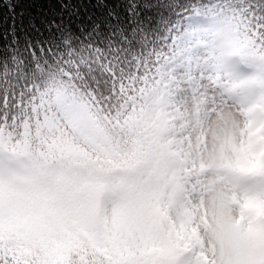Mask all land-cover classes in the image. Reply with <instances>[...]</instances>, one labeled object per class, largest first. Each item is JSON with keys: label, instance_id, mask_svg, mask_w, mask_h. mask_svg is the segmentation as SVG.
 Returning a JSON list of instances; mask_svg holds the SVG:
<instances>
[{"label": "snow or ice", "instance_id": "obj_1", "mask_svg": "<svg viewBox=\"0 0 264 264\" xmlns=\"http://www.w3.org/2000/svg\"><path fill=\"white\" fill-rule=\"evenodd\" d=\"M18 2L0 264H264V0Z\"/></svg>", "mask_w": 264, "mask_h": 264}, {"label": "trees", "instance_id": "obj_2", "mask_svg": "<svg viewBox=\"0 0 264 264\" xmlns=\"http://www.w3.org/2000/svg\"><path fill=\"white\" fill-rule=\"evenodd\" d=\"M60 10V4L57 0H19L16 5V12H22L25 21L35 18L39 22L40 19L58 13ZM12 23V14L5 9H0V44L7 43V40L11 39V36H8L7 39H5V36L9 32ZM16 35L21 40L23 39V33L18 28ZM31 35L35 36V33H31Z\"/></svg>", "mask_w": 264, "mask_h": 264}]
</instances>
